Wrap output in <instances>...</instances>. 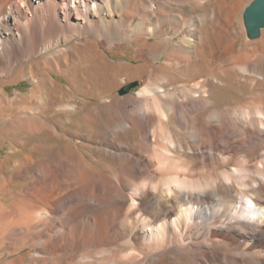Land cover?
<instances>
[{"label": "bare ground", "instance_id": "obj_1", "mask_svg": "<svg viewBox=\"0 0 264 264\" xmlns=\"http://www.w3.org/2000/svg\"><path fill=\"white\" fill-rule=\"evenodd\" d=\"M241 7L0 0V264H264V29L246 40L239 18L236 51ZM137 34L149 64L99 51ZM230 72L249 96L211 107Z\"/></svg>", "mask_w": 264, "mask_h": 264}, {"label": "rangeland", "instance_id": "obj_2", "mask_svg": "<svg viewBox=\"0 0 264 264\" xmlns=\"http://www.w3.org/2000/svg\"><path fill=\"white\" fill-rule=\"evenodd\" d=\"M239 1H240V6L242 7L240 9V12L239 10L235 12V13L239 12L240 14L236 15V18L234 19V22L237 23L238 27L237 25H234L233 27V29L235 30V35L226 37L228 40H230L231 43L233 44L235 43L234 46L236 47L235 48L236 51L238 50L237 46H238L239 41H242L243 39V31H244V36H245V30L243 27V20H242V13L244 11L243 8H245L248 3L246 2V0H239ZM239 18L242 24L243 31L241 29L240 21H238ZM227 20L230 22L229 19ZM220 25H223V23ZM169 30L170 28H167V33L169 32ZM175 40H178V37L175 38ZM234 40H236V42L238 41L237 46ZM82 41L87 45H90L91 43H96V39H92L90 37H83ZM248 41H253V40L248 39ZM152 42H153L152 38H148L144 35L137 34V36H134L130 41L124 44L113 43L108 49L105 47L106 46L105 43L104 45H102L101 43H98V46H99V51L103 53L105 58H107L108 62L125 63L130 66H142V65L150 63V61L145 60L144 56L146 55L148 48L150 47V44ZM255 42H258V41H255ZM255 42H252V43H255ZM245 45H249V44H245ZM236 53H239V52H236ZM159 62L160 61H158L157 63ZM157 63H154V64L156 65ZM198 72L200 75H205L207 72H209V69L199 68ZM243 76L247 79L245 82H243V78H244ZM52 77L57 82L62 83V84L66 83L67 78H68L67 75L61 76V77L52 75ZM0 80H3V79L0 78ZM219 80L225 84L224 87L219 88V83H218ZM146 83H147L146 77L141 78V80H138L137 78H133L130 81L127 80L125 81L123 85H121L118 88L117 93L119 95H131L134 97L136 96L137 92ZM205 84L208 90V94L210 95V98H211V107H224L226 105L243 102L244 100L247 99L250 93L249 92L250 80L247 77V75H242L241 73L230 72L226 75L223 74V75L215 76V78L209 76L208 81H206ZM31 86L32 84L27 79H25L17 85H10L6 87L5 92L8 93L9 96H13L15 93H18V92L26 93ZM127 86L129 87L127 90H125ZM257 87H260L262 90L264 89V84H260V85L258 84ZM7 148H8V145L4 144L3 147L0 149V157H2L5 154V151L7 150Z\"/></svg>", "mask_w": 264, "mask_h": 264}, {"label": "water", "instance_id": "obj_3", "mask_svg": "<svg viewBox=\"0 0 264 264\" xmlns=\"http://www.w3.org/2000/svg\"><path fill=\"white\" fill-rule=\"evenodd\" d=\"M242 18L247 37L249 39L257 38L260 29H264V0H253L244 9Z\"/></svg>", "mask_w": 264, "mask_h": 264}]
</instances>
